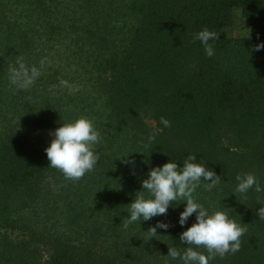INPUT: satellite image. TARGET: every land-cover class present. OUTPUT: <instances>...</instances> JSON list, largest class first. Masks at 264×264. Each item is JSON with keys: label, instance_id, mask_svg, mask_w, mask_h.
<instances>
[{"label": "trees", "instance_id": "trees-1", "mask_svg": "<svg viewBox=\"0 0 264 264\" xmlns=\"http://www.w3.org/2000/svg\"><path fill=\"white\" fill-rule=\"evenodd\" d=\"M204 27L219 33L212 57L194 40ZM257 38L264 0H0V264H169L195 220L177 223L184 203L141 225L124 217L149 168L190 154L221 177L195 198L246 228L240 251L210 264H264V192L232 193L238 174L264 186ZM81 116L100 132V159L71 181L44 149ZM132 151L134 168L115 159ZM157 221L170 227L145 241Z\"/></svg>", "mask_w": 264, "mask_h": 264}, {"label": "clouds", "instance_id": "clouds-1", "mask_svg": "<svg viewBox=\"0 0 264 264\" xmlns=\"http://www.w3.org/2000/svg\"><path fill=\"white\" fill-rule=\"evenodd\" d=\"M218 39L219 33L207 27L194 33V40L200 42L208 57L215 54L210 41ZM257 39L252 49L256 52L264 50V41ZM36 76L37 73L33 72L26 84L33 83ZM161 123L166 128L171 126L165 118H161ZM48 135L51 140L44 149L48 166L59 170L65 179L77 181L95 169L100 159L95 146L101 143V135L91 119L81 116L71 121L62 120L58 127L49 130ZM153 140L154 135H150L148 142ZM130 153L142 152L132 151L115 159L134 168L136 161L129 158ZM220 180L221 177L212 168L206 167V163L196 162V157L191 154L180 166L170 158L160 166L151 167L147 177L140 181L141 189L135 192L134 198L128 203L124 227L128 228L137 222L141 225L142 221L165 216L170 207L175 208L183 202L184 207L178 214L177 223L183 227L193 214L195 220L179 234V240L186 247L168 248L169 264L171 261H178L179 264H210L216 257L235 254L240 251L241 237L246 231L243 223L231 218L224 206L210 211L194 196L198 187L203 186L211 191ZM236 181L234 194H246L252 189L264 192V186L252 173L238 174ZM258 218L264 219V208H258ZM169 227L168 223L157 221L145 231L147 235L144 240L155 238L158 228L166 230Z\"/></svg>", "mask_w": 264, "mask_h": 264}, {"label": "rangeland", "instance_id": "rangeland-1", "mask_svg": "<svg viewBox=\"0 0 264 264\" xmlns=\"http://www.w3.org/2000/svg\"><path fill=\"white\" fill-rule=\"evenodd\" d=\"M233 32H235V33H242V32H244V29L242 27V23L239 20L237 21V23H236V25H235V27L233 29Z\"/></svg>", "mask_w": 264, "mask_h": 264}]
</instances>
